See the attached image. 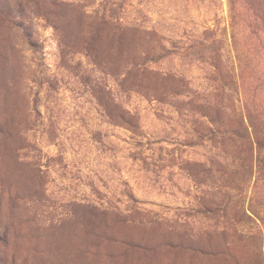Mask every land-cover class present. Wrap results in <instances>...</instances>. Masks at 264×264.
I'll list each match as a JSON object with an SVG mask.
<instances>
[{
    "label": "rangeland",
    "instance_id": "374dc122",
    "mask_svg": "<svg viewBox=\"0 0 264 264\" xmlns=\"http://www.w3.org/2000/svg\"><path fill=\"white\" fill-rule=\"evenodd\" d=\"M0 264H264V0H0Z\"/></svg>",
    "mask_w": 264,
    "mask_h": 264
}]
</instances>
